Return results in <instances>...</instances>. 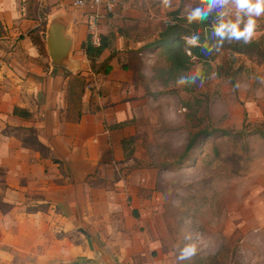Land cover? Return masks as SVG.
<instances>
[{
  "label": "crops",
  "instance_id": "crops-1",
  "mask_svg": "<svg viewBox=\"0 0 264 264\" xmlns=\"http://www.w3.org/2000/svg\"><path fill=\"white\" fill-rule=\"evenodd\" d=\"M222 1L245 28L254 21L248 39L264 35V12ZM73 2L0 0V264H152L138 214L157 172L138 150L129 155L146 93L139 37L152 12L144 0L101 9L111 47L91 60L92 8ZM58 17L74 42L67 66L47 49Z\"/></svg>",
  "mask_w": 264,
  "mask_h": 264
},
{
  "label": "rangeland",
  "instance_id": "rangeland-1",
  "mask_svg": "<svg viewBox=\"0 0 264 264\" xmlns=\"http://www.w3.org/2000/svg\"><path fill=\"white\" fill-rule=\"evenodd\" d=\"M145 4L152 17L143 20L148 27L139 37L144 45L137 61L146 93L129 155L138 150L143 164L157 172L138 214L145 222L141 231L154 242L152 264H264V134L255 131H264V60L238 55L234 83L198 62L188 71L172 70L160 50L147 48L170 12L225 5L222 0ZM83 28L88 36L89 25ZM226 56L221 54L214 68ZM204 131L184 155L189 138ZM189 247L195 251L185 255Z\"/></svg>",
  "mask_w": 264,
  "mask_h": 264
},
{
  "label": "trees",
  "instance_id": "trees-1",
  "mask_svg": "<svg viewBox=\"0 0 264 264\" xmlns=\"http://www.w3.org/2000/svg\"><path fill=\"white\" fill-rule=\"evenodd\" d=\"M122 6L118 7L121 10ZM237 25L241 32L245 26L237 19L224 13V8L212 7L203 11L190 14H183L180 8L170 12V18L159 36L147 44L150 50H160L166 57L172 70L188 71L195 63H201L203 69L213 70L218 76H227L235 82V75L240 71L235 68L238 55L258 56L264 60V35L258 39H248L246 32L244 35H237L232 31L231 26ZM223 26V30L220 29ZM189 38L193 41L190 42ZM41 50L46 49L45 44L38 40ZM109 37L102 36V44L94 46L92 36L89 34L87 40L83 42V48L87 52L89 59L95 60L102 53L110 48ZM191 52V54L188 53ZM227 54L222 63L216 68L213 62L221 54ZM264 134L263 130H255ZM244 131L240 132V134ZM206 131L193 134L186 145L184 155L197 147L199 137L205 135ZM214 133L210 132L209 137ZM223 135L231 136L232 132L223 131ZM208 137V139H209ZM128 140H125L127 143Z\"/></svg>",
  "mask_w": 264,
  "mask_h": 264
},
{
  "label": "water",
  "instance_id": "water-1",
  "mask_svg": "<svg viewBox=\"0 0 264 264\" xmlns=\"http://www.w3.org/2000/svg\"><path fill=\"white\" fill-rule=\"evenodd\" d=\"M67 28V21L58 17L50 22L47 30V49L53 64L57 66H67L74 44L67 35Z\"/></svg>",
  "mask_w": 264,
  "mask_h": 264
},
{
  "label": "built area",
  "instance_id": "built-area-1",
  "mask_svg": "<svg viewBox=\"0 0 264 264\" xmlns=\"http://www.w3.org/2000/svg\"><path fill=\"white\" fill-rule=\"evenodd\" d=\"M129 0H74L73 4L77 7H92V11L89 13L88 25L89 31L92 36V44L94 46H100L102 44V34L99 29L100 19L102 13L100 10H104L106 14L116 13L118 7L125 5ZM190 42H193L189 38ZM191 54L190 51H188Z\"/></svg>",
  "mask_w": 264,
  "mask_h": 264
},
{
  "label": "clouds",
  "instance_id": "clouds-1",
  "mask_svg": "<svg viewBox=\"0 0 264 264\" xmlns=\"http://www.w3.org/2000/svg\"><path fill=\"white\" fill-rule=\"evenodd\" d=\"M237 4L239 7H248L250 10H255L257 14L264 12V0H255V2H253V0H237ZM197 12H199V10H197ZM254 26V21H250L247 27L244 29V32H241L237 25H232L231 28L232 31L237 35H244L245 32L251 34ZM220 30H223V26ZM194 251V247H189L185 249L184 254L191 255L192 253H194Z\"/></svg>",
  "mask_w": 264,
  "mask_h": 264
}]
</instances>
